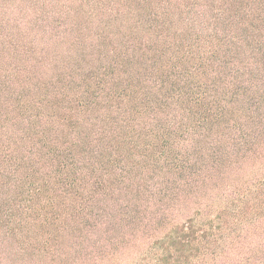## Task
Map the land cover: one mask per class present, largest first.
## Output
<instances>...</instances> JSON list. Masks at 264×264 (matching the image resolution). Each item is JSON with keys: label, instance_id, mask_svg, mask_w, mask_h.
Here are the masks:
<instances>
[{"label": "trees", "instance_id": "trees-1", "mask_svg": "<svg viewBox=\"0 0 264 264\" xmlns=\"http://www.w3.org/2000/svg\"><path fill=\"white\" fill-rule=\"evenodd\" d=\"M0 264H264V0H0Z\"/></svg>", "mask_w": 264, "mask_h": 264}]
</instances>
